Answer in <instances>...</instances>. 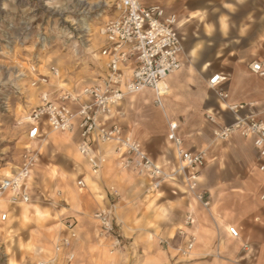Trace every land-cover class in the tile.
Here are the masks:
<instances>
[{
    "label": "rangeland",
    "instance_id": "374dc122",
    "mask_svg": "<svg viewBox=\"0 0 264 264\" xmlns=\"http://www.w3.org/2000/svg\"><path fill=\"white\" fill-rule=\"evenodd\" d=\"M156 4L168 7L169 10L177 13L180 20L179 33L184 37L183 60L184 51H188L196 44H202L206 40V33L210 35L207 40L211 42L207 47L201 48V52L206 57L220 53V56L211 62V70L222 69L221 58L227 52L233 53V59H240L247 64L264 52V0H172L168 5ZM178 7L186 13L184 15L178 13ZM117 14L115 0H0V169L5 167L10 172L19 163L23 144L26 141L24 126L18 121L24 112L38 102L39 89L29 86L31 76L29 67L35 65L42 73H45L51 64L58 67L59 76L50 79V84L47 86L50 89L58 87L78 90L81 86L94 82L95 78L104 71V62L97 57L99 46L103 42L99 28L106 20ZM218 21L225 27L229 24L230 29L227 30L226 35L222 36L214 29V23ZM245 25L248 26L242 30ZM146 97L149 98L150 103L141 104V100H136L133 102V108L125 115L134 120H142L143 117L154 120V117L160 114L164 120L162 108L151 104L152 93ZM216 98H219L217 93L212 91L210 102L215 103ZM226 115L229 116V113L226 112ZM177 117L173 116L169 119ZM165 125V133L161 124L157 125V121L150 125L156 136V139L149 142L155 152V155L152 154L153 157L160 152V148L166 153L172 152L173 146L165 139L168 129L167 123ZM71 134L77 137L78 131L74 130ZM209 138L217 147L228 143V141H215L212 133ZM52 144L57 145L55 142ZM52 144L46 143L40 146V158L33 170L31 200L26 203L28 205L15 204L20 211L21 208L26 207L25 215H21V220L14 225L0 230V264H35L38 261H44L46 264H75L77 253L74 248L82 244V231L76 230L75 223L73 224L75 237L70 239L68 247H61L59 252H56L54 247L63 236L68 235L69 231H57L48 237L42 231H27L28 224L32 221L31 217L34 215L40 223L52 219L54 212L51 206L54 201L62 213H67L62 207L66 206L64 200L55 193L57 190L55 180L58 175L64 180L69 175L61 171L56 172L57 168L51 165L54 158L58 157L56 152H52L54 150ZM69 153L74 163L72 157L61 158L67 165L75 166L70 178L76 191H79L75 183L77 178L89 172L85 162L80 161L78 155H72L70 151ZM254 160L255 155L246 147L230 151L229 155L223 156L219 162L226 163L232 168L227 172L208 171L210 168L206 169V163L199 171L203 174L202 182L196 183L195 187L211 190L210 193L216 195L211 186L220 180H242L244 185L241 189H231L230 192L245 194L247 204L252 203L264 185V178L254 168ZM211 163L213 165V162ZM243 165L248 169L238 171ZM129 172L134 178H132V190L127 194L131 204L127 206L128 212L135 218L134 223H128V230L124 227L121 231L119 224L114 220V231L104 232L100 231L95 221L99 231H88V235L95 234L92 243L100 244L106 249L110 246L111 250H122L118 258L119 262L114 264H158V253L163 249L168 251L170 259L166 264L186 261L188 253L183 254L181 250L189 238L188 231L180 234V231H175L178 226L172 224V231L167 236L155 231L156 233L145 241L144 237L137 235L140 234L139 232L131 236L133 231L130 229L131 226L137 227L144 218L150 217H152L151 225L155 226L160 215L169 212V208L159 205L158 202L166 193H170L173 197L184 195L189 197L184 187L178 182L169 181L163 183L157 191L147 192V178ZM116 189L118 193L115 198L110 192L108 194L111 202L119 199L121 202V197L125 196L119 187ZM162 192H165L164 195ZM189 199L191 200L190 197ZM120 204L115 208L114 215L118 213ZM54 215L58 220V213ZM185 216L186 214L183 218ZM114 238H117L119 243L115 244ZM69 252L73 253L71 259H68ZM106 256L107 258L109 256L107 252Z\"/></svg>",
    "mask_w": 264,
    "mask_h": 264
},
{
    "label": "crops",
    "instance_id": "0c3cea01",
    "mask_svg": "<svg viewBox=\"0 0 264 264\" xmlns=\"http://www.w3.org/2000/svg\"><path fill=\"white\" fill-rule=\"evenodd\" d=\"M140 1L144 5H154L156 3L168 5L172 2V0ZM163 7L168 12H174L169 10L168 7ZM177 12L182 15L186 13L181 7L177 8ZM247 26H243L242 30H245ZM213 27L222 36L226 35L227 30L230 29L229 24L225 27L219 21L214 23ZM180 36L182 40L184 37L181 33ZM205 36L206 40L202 44H196L189 48L188 51H184L185 58L182 61L181 68L168 75L161 82V106L154 102L155 92L147 88L132 96H126L121 105L115 107L110 118L112 121L120 122L119 124L123 127L124 131L131 137L139 141L141 140L147 153L158 163L167 167L176 162L174 149H172V152L166 153L160 148V152L156 153V157H153L152 154L155 155V152L149 142L156 139V136L150 125L157 121V125L160 126L161 124L162 131L165 133V124L167 123L168 128V122H175L177 124V134L181 137L186 149L191 151L204 150L206 152L207 165L206 163L205 165L206 169L210 168L208 171L227 172L232 167L226 163H220L219 159L225 155H229L230 151H237L241 147H246L255 155L252 143L249 139L233 135L230 139L226 140L228 143L217 147V145H214V141H211V138H209L210 133H212L216 126L232 122L235 114L243 115L253 112L257 113L264 120V75L260 76L252 73L247 67V62L233 59V53L231 52L222 55V69L211 70V62L220 56V53L206 57L201 52L200 49L207 47L211 42V40H207L210 35L206 33ZM182 45L184 49L183 42ZM253 59L264 62V52ZM218 72L225 74L227 79L221 82L216 89L210 88L207 80L211 75ZM219 90L226 92L227 97L224 100L216 98L217 101L212 104L210 102L212 91L216 93ZM151 93V104L162 108L166 123L165 119L163 120L162 116L160 117V114H157L154 120L148 117H143L141 118L142 120H134L125 115L133 108V102L136 100H141V104L150 103L149 98L146 96ZM167 99L169 102H167ZM239 103H251L252 105L243 111H238V113H234L227 107L228 105ZM207 111L215 114V123L205 119L204 114ZM226 112L229 113V116L226 115ZM168 116L178 117L170 120ZM226 116H228V119ZM181 118L183 121H181ZM168 133L169 128L167 129L165 139L167 142H170L167 137ZM53 142L57 145L52 144ZM79 142V135L73 137L71 132L70 134L63 135L56 134L53 131H49L43 139L34 141L35 145H39V149L40 146L42 147L46 143L52 144L54 146L52 152H56L58 157L54 158V162L51 165L57 168L56 172L59 173L61 171L69 175L65 180L61 179L60 175H58L59 177L55 180L57 183L55 193L64 200L66 206L63 205L62 207L67 213H62L57 208L56 201H54L51 206V210L54 212L52 219H47L46 222L40 223L34 215L31 217L32 221L28 224L27 231H42L48 237L57 231H68L66 229L67 221L74 222L76 230L82 231V244H78L74 248V251L77 253L75 264H114L115 262H119L118 258L122 250H111V248L109 249L110 246H107L108 249H106L100 246V244L92 243L95 234L91 233L88 235V231H99L98 226L92 218V213L110 205L112 203L108 196L110 188L116 189L119 187L125 196L121 197V202L120 199L114 202L115 208H117L119 203L121 204L118 213L114 215L113 221L115 220L119 224L121 231H123L124 227H127L126 230H128V223H134L135 220L131 216V213L128 212L129 207L127 206L131 204V199H128L127 194L128 191L132 190V178L134 177L129 171L120 169L110 159L111 162L107 166H104L97 176L89 174L78 175V178L84 180L85 187L81 188L76 184L79 189V191H76L70 178L75 170V166L67 165L66 161L61 157L71 158L70 151L72 155H78L80 157L79 160L82 161L80 154L77 152ZM103 148L106 149L105 147ZM71 160L74 163L73 157ZM214 160H217V162H214ZM211 162H213V165ZM247 169L243 165L238 171H246ZM0 173L8 174L9 172L5 167H2ZM260 175L264 178V174L260 173ZM201 177L203 178V174L199 172L196 183L202 182ZM243 185L242 180L236 181V179H222L212 185L211 188L214 189L216 195L212 193L209 209L202 208L199 204L192 202L186 195L173 197L170 193L164 195L165 192H162L165 197L161 198V201L158 203L169 208V212L160 215V219L155 226L151 225L152 217L149 219L144 218L137 227L131 226L130 229L133 231L131 236L136 235L135 232H139L140 234L137 233V235H141L147 241L151 238V235L156 233L155 231H158L160 235L167 236L172 231L171 228L173 226H178L175 231H179V226H181L182 228L180 229L182 230L180 231H188L190 233L189 236H194L195 240L191 249L186 251L188 252V259L184 262L180 261L179 264H264V201L258 198L261 190L257 193V197L252 203L249 204L246 202L247 196L245 194L230 192L231 189H241ZM23 204L28 205L26 203ZM0 205H2L0 214L2 212L6 213L5 220L0 219V230L9 225H14L17 221L21 220V215H25V206L21 208V212L16 208L17 205L9 204L6 200L0 199ZM187 212L192 213V221L188 226H184L183 215ZM55 213H58V220L54 218ZM172 224L173 226H171ZM229 225L237 228L240 235L238 238L232 237L229 234L227 229ZM18 228L21 227L18 226ZM147 234L149 237H147ZM244 245H247L246 249L243 248ZM106 252L109 254V259L106 256ZM167 252L166 249L159 251L158 264H166L170 260Z\"/></svg>",
    "mask_w": 264,
    "mask_h": 264
},
{
    "label": "built area",
    "instance_id": "2783aa9c",
    "mask_svg": "<svg viewBox=\"0 0 264 264\" xmlns=\"http://www.w3.org/2000/svg\"><path fill=\"white\" fill-rule=\"evenodd\" d=\"M117 15L106 20L99 28L103 42L99 46L98 58L104 62V71L94 82L72 88H47L52 77L59 76V69L49 65L46 72L29 67V86L39 89L38 102L24 112L18 123L24 126L28 140L43 139L49 131L64 133L78 131L80 142L78 151L87 161L92 173L98 174L109 154L114 156L115 164L122 170L143 175L148 180L147 192L157 191L165 182L180 183L192 202L209 209L212 194L206 189H197L196 182L200 169L207 161L204 150L191 151L184 147L177 134V124L168 122L167 135L173 146L176 162L167 167L153 159L143 144L126 133L123 127L112 121L110 116L126 96L151 89L155 92V104L161 106L160 84L170 74L178 71L183 61V45L179 33V18L175 12H168L159 4L144 5L140 0H115ZM248 69L257 75H264V62L253 59L247 64ZM227 79L222 72L211 75L207 84L216 87ZM221 100L227 93L216 91ZM251 103L228 105L234 113L250 107ZM205 119L215 123L213 112L207 111ZM215 141H226L233 135L249 139L255 151L254 168L264 174V120L257 113L235 114L230 123L216 126L213 131ZM108 146L104 149L102 146ZM39 151L24 145L20 161L13 171L0 175V197L9 204H23L31 200L32 173L38 162ZM77 185L85 187L82 178ZM110 194L117 196V191L110 188ZM264 201V186L258 194ZM114 210L112 202L108 207L94 211L100 231H114ZM6 213L0 214L5 220ZM192 221V213L187 212L184 226ZM74 222L68 221V235L63 236L54 250L68 247L70 239L75 237ZM182 230L179 228V231ZM232 237L238 238L239 231L233 225L228 227ZM180 234H184L180 231ZM195 238L189 236L181 253L186 254L193 246ZM115 244L119 243L114 238ZM247 245L243 248L246 249ZM73 253H68V259ZM35 264H46L38 261Z\"/></svg>",
    "mask_w": 264,
    "mask_h": 264
},
{
    "label": "bare ground",
    "instance_id": "6f19581e",
    "mask_svg": "<svg viewBox=\"0 0 264 264\" xmlns=\"http://www.w3.org/2000/svg\"><path fill=\"white\" fill-rule=\"evenodd\" d=\"M131 96H132V95H131ZM53 132H54V131H53ZM56 133H59V132H56ZM67 133H70V132H64V133H59V134H67ZM24 138H25V141H26V142L24 143V145H28V147H31L32 149H36V150L39 151V157H38V162H39V158H40V149H39V145L37 146V145L34 144V141H36V140H28V139L26 138V136H25V133H24ZM24 145H23V146H24ZM102 147H105L106 149L108 148V146H105V145H103ZM77 152L80 154L82 160L85 162V165H86V167H87V170H88L89 174L92 175V176H97L99 173H98V174H94V173H92V172L90 171L86 159H85L84 156H82L81 153L78 151V145H77ZM110 159H112V160L114 161V156H113L112 154H109V155H108L106 162L103 164V167L106 166L108 163L111 162ZM38 162H37V164L35 165V167L38 165ZM35 167H34V169H35ZM103 167H102V168H103ZM102 168H101V169H102ZM34 169H33V170H34ZM9 173H10V172H9ZM1 174H5V173H0V175H1ZM32 175H33V173H32ZM76 184H77V182H76ZM77 186H78V185H77ZM78 187H80V186H78ZM81 188H82V187H81ZM0 199L6 200L4 197H3V198L0 197ZM93 213H94V212H93ZM93 213H92V218H93ZM93 220L96 221L94 218H93ZM229 226H230V225H229ZM229 226H228V227H229ZM228 227H227V229H228ZM43 262H44V261H43ZM12 264H13V263H12Z\"/></svg>",
    "mask_w": 264,
    "mask_h": 264
}]
</instances>
